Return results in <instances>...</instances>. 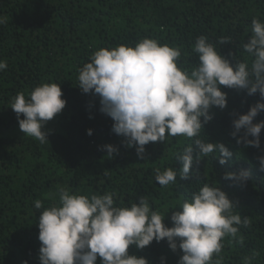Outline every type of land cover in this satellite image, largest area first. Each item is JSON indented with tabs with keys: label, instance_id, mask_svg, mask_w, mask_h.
I'll list each match as a JSON object with an SVG mask.
<instances>
[{
	"label": "trees",
	"instance_id": "trees-1",
	"mask_svg": "<svg viewBox=\"0 0 264 264\" xmlns=\"http://www.w3.org/2000/svg\"><path fill=\"white\" fill-rule=\"evenodd\" d=\"M0 16L6 19L0 24V60L8 64L0 72V264H41L38 221L43 209H35L34 201L51 206L58 202L60 187L88 196L115 192L117 206L139 203L146 196L154 210L166 213L164 223L171 227L172 213L204 183L220 187L249 220L248 226H239L236 239L225 238L222 264H244L253 253L251 264H264V171L257 159L264 155V129L259 149L238 144V137L230 135L232 121L261 101L259 92L250 96L246 90L221 86L227 106L210 110L213 119L198 137L151 142L140 159L136 147H128L112 131L114 121L100 111V97L77 87L79 69L96 50L135 46L144 37L180 46L184 67L198 63L193 46L200 36L230 63L250 64L243 44L251 35L252 18L264 21V0H0ZM221 38L229 43L220 45ZM51 82L60 84L67 103L58 125L44 130L49 143L42 144L19 133L11 105L17 93L27 97L36 86ZM260 120L264 112L253 122ZM195 139L224 143L233 155L225 164L218 153L197 160L199 149L193 145L189 178L178 175L176 184L161 187L155 169L179 171L182 161L176 157ZM105 145L117 151L108 156ZM242 170L251 173L244 183L224 178ZM128 251L149 264H162V258L164 264H178L183 255L179 247L172 251L166 239Z\"/></svg>",
	"mask_w": 264,
	"mask_h": 264
},
{
	"label": "clouds",
	"instance_id": "clouds-1",
	"mask_svg": "<svg viewBox=\"0 0 264 264\" xmlns=\"http://www.w3.org/2000/svg\"><path fill=\"white\" fill-rule=\"evenodd\" d=\"M5 22L0 16V24ZM226 42L227 38L218 41L220 45ZM243 49L251 63L238 60L232 64L214 43L200 36L193 46L198 63L189 68L181 63L180 46L144 37L135 46L120 44L96 50L90 62L79 69L77 87L100 97V111L114 121L112 131L123 136L128 147L135 146L140 159L151 142L198 137L213 119L210 110L227 106V93L221 86L246 90L250 96L259 92L261 101L232 121L230 134L238 137V144L259 149L264 120L253 121L264 112V21L260 18H252L251 35ZM7 67V61L0 60V72ZM62 96L57 82L42 83L27 97L24 92L17 93L11 108L20 130L42 144L49 143L42 129L65 108ZM87 134L92 135V130ZM193 145L199 149L197 160L218 153L220 164H225L233 155L224 143L195 139L176 157L182 161L179 171L173 167L155 169L154 179L161 187L176 184L178 175L189 178ZM104 147L108 156L117 151L113 145ZM257 159L264 171V155ZM250 175L249 170H242L226 173L224 178L244 183ZM58 196V202L47 208L41 200L34 201L35 209H43L38 221L41 264H96L98 257L100 264H149L144 257L130 255L129 247L143 249L154 240L165 239L172 251L182 250L178 264H222L225 238L236 239L239 226L249 224L228 195L208 183L172 213L171 227L164 223L166 213L154 210L146 196L128 206H117L115 192L88 196L70 194L67 187H60ZM242 241L239 237L238 242ZM256 255L245 257L244 264H251Z\"/></svg>",
	"mask_w": 264,
	"mask_h": 264
},
{
	"label": "rangeland",
	"instance_id": "rangeland-1",
	"mask_svg": "<svg viewBox=\"0 0 264 264\" xmlns=\"http://www.w3.org/2000/svg\"><path fill=\"white\" fill-rule=\"evenodd\" d=\"M65 111V108L61 111V113H59V114H57L55 117H54V119H52V120H50V121H48L46 124H45V126L43 127V131L44 130H46V128H50V127H52V126H57L58 125V120L60 119V118H62L63 117V112ZM18 131H19V133H22V131L20 130V128L18 129Z\"/></svg>",
	"mask_w": 264,
	"mask_h": 264
}]
</instances>
